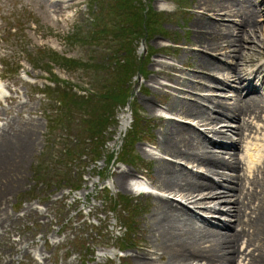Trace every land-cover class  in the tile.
<instances>
[{
  "label": "rangeland",
  "instance_id": "obj_1",
  "mask_svg": "<svg viewBox=\"0 0 264 264\" xmlns=\"http://www.w3.org/2000/svg\"><path fill=\"white\" fill-rule=\"evenodd\" d=\"M73 1V6H66L62 12L56 13L46 0H0V82L4 91L0 93V121L8 120L18 136L15 140L11 132L12 140H3L9 146L5 142L3 144L7 146H0V218L4 221V226H0V264H133L132 253H136V246L143 241H150L144 235L146 229L143 219L151 210L152 193L129 191L113 182L117 169H130L141 178H145L149 170L153 171L154 162L149 154L158 152L155 140L160 129L155 116L170 115L160 89L170 82L162 75H155V61L177 64L188 68L187 71L194 66L191 56L186 57V51H196L192 44L190 24L197 15L193 6L197 0H154L153 6L164 11V27L167 32L139 39L137 53L145 57L147 65L144 75L138 74L132 79L130 104L132 98H135L142 114L141 129H145L142 140L135 145V152L140 159L133 158L125 163L118 159L117 153L123 145L124 134L131 127L133 119L129 105L118 107L117 123L108 129L111 137L105 146V152L113 151L115 154L110 161L103 156L96 163L90 162L85 154L81 160L71 164V178H77L78 173L82 172L81 188L71 191L66 186L58 187L56 183L48 185L35 182L34 166L45 146L52 143L54 149L58 150L61 140L73 145L77 135L75 124L67 130L57 128L49 134L44 110L52 112L56 104L39 92V88L49 83L50 72L43 68L45 63L34 65L31 57L40 50L51 48L68 56L101 60L105 65H111L110 50L105 47V43H75L66 39L75 30H89L92 25L90 16L99 12L98 4L90 8L88 0ZM253 2L260 12L258 25L262 30L259 29L261 35L258 36L262 37L261 46H264V0ZM243 38L245 46H249L248 36L245 34ZM149 50H154V53L147 57ZM41 55L44 56L43 52ZM180 59L185 64L179 63ZM245 60V69L251 73L264 64V49L252 47ZM52 71L74 84L75 89L93 88L91 74L81 69L72 70L52 64ZM150 78L155 82H151ZM197 79L194 82H198ZM223 92L225 96L231 93ZM146 97L156 100L155 111L144 104L143 98ZM124 118L128 119L129 124L118 135ZM258 132L251 135L259 136ZM21 133L24 135L22 138L19 136ZM12 141H19V145ZM240 144L239 147L244 149L246 142ZM78 163L87 165L82 167ZM244 163H241L243 169H240V173L247 169ZM250 166L248 168L251 170L252 163ZM104 186L107 192L101 190ZM151 188L153 193H160L158 189ZM122 194L132 198L131 211L137 213L132 245L125 249L121 244L128 235L125 228L127 220L119 213L120 205L113 210L109 209L112 203L108 199L109 196L118 199ZM126 204L123 201L122 206ZM76 236L84 241V245H73ZM242 247H246L245 243Z\"/></svg>",
  "mask_w": 264,
  "mask_h": 264
},
{
  "label": "bare ground",
  "instance_id": "obj_2",
  "mask_svg": "<svg viewBox=\"0 0 264 264\" xmlns=\"http://www.w3.org/2000/svg\"><path fill=\"white\" fill-rule=\"evenodd\" d=\"M46 2L60 13L75 1ZM193 6L197 15L190 28L196 51L188 49L186 57L194 66L187 71L157 60L153 69L170 82L160 88L170 115L155 116L158 152L148 153L153 171L148 169L145 178L130 169L115 172V185L153 196L143 219L150 241L136 246L133 264H264V64L251 73L245 69L248 50L264 49L260 12L253 0H197ZM245 34L249 46L243 43ZM143 100L156 110L154 98ZM0 124V146L8 145L3 140L18 139L8 120ZM127 124L124 118L118 135ZM256 131L260 135L251 136ZM240 142H246L245 156ZM244 159L252 169L240 173ZM130 179L136 180V189Z\"/></svg>",
  "mask_w": 264,
  "mask_h": 264
},
{
  "label": "trees",
  "instance_id": "obj_3",
  "mask_svg": "<svg viewBox=\"0 0 264 264\" xmlns=\"http://www.w3.org/2000/svg\"><path fill=\"white\" fill-rule=\"evenodd\" d=\"M88 5H99V12L92 15V25L89 30H75L68 34L69 42L105 43L110 50L111 65H105L101 60L82 59L68 56L57 50L48 48L38 51L31 57L34 65L45 63L43 68L50 72L49 83L39 92L47 95L56 104L52 112L45 109L47 128L52 134L57 128H72L76 126L77 140L75 143L60 141V149H54L53 144L45 146L34 166V177L37 183L57 184L58 187H68L71 191L82 186V172L77 178L69 176L70 165L81 160L86 154L90 162L96 163L103 156L110 161L115 152H105L106 143L111 135L109 128L117 123L116 112L118 107L129 105L132 112L131 127L125 132L123 145L117 153L121 162L140 159L135 152V145L143 138L145 129H141L142 114L135 98H132V79L135 75L145 73V57L137 53L139 39L146 36L151 38L158 33L166 34L164 27V11L157 10L153 6L154 0H88ZM181 0H179L180 2ZM12 28V26H11ZM43 52L44 56L41 55ZM154 53L148 51L146 56ZM52 64L78 70L81 69L91 74L94 81L91 90L86 88H74L75 85L60 78L52 71ZM84 90V93L78 92ZM84 167L85 163H78ZM105 188V186L103 187ZM102 188V189H103ZM101 189V190H102ZM104 190V189H103ZM107 192V189L104 190ZM110 210L120 205L119 213L127 220L125 228L128 235L123 238L122 248L132 245V236L135 233L136 212H132V198L121 195L118 199L111 196ZM123 201L127 204L122 206ZM108 204L109 201L105 200ZM135 209V208H134ZM73 245L79 247L84 241L76 236Z\"/></svg>",
  "mask_w": 264,
  "mask_h": 264
}]
</instances>
